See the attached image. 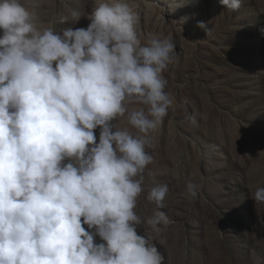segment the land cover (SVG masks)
Instances as JSON below:
<instances>
[{
	"label": "clouds",
	"instance_id": "clouds-1",
	"mask_svg": "<svg viewBox=\"0 0 264 264\" xmlns=\"http://www.w3.org/2000/svg\"><path fill=\"white\" fill-rule=\"evenodd\" d=\"M91 2L87 28L56 31L22 0H0V264H164L148 228L167 230L168 184L149 188L151 216L136 209L156 175L149 149L173 105L164 73L176 45L140 39L133 0ZM251 197L264 204V187Z\"/></svg>",
	"mask_w": 264,
	"mask_h": 264
},
{
	"label": "rangeland",
	"instance_id": "rangeland-1",
	"mask_svg": "<svg viewBox=\"0 0 264 264\" xmlns=\"http://www.w3.org/2000/svg\"><path fill=\"white\" fill-rule=\"evenodd\" d=\"M133 2L141 40L170 38L176 45L175 63L164 73L173 105L154 133L149 167L156 175L146 176L136 211L151 216L149 188L168 184L167 230L156 238L148 228L164 264H264V204L251 197L264 187V0H241L238 11L220 0H176L175 11L168 10L172 0ZM22 3L38 25L56 31L87 28L93 6L91 0ZM96 136L98 142L99 128ZM186 179L200 186L197 198L189 197ZM138 234H145L143 226Z\"/></svg>",
	"mask_w": 264,
	"mask_h": 264
}]
</instances>
